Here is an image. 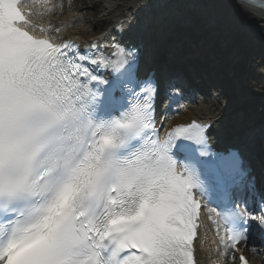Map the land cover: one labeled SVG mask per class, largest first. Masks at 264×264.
I'll return each instance as SVG.
<instances>
[{
  "label": "snow or ice",
  "instance_id": "1",
  "mask_svg": "<svg viewBox=\"0 0 264 264\" xmlns=\"http://www.w3.org/2000/svg\"><path fill=\"white\" fill-rule=\"evenodd\" d=\"M48 3L0 0V264H197L209 198L222 206L208 208L217 252L235 261L250 231L264 233V200L257 212L234 198L240 154L212 152L204 124L161 135L140 47L82 51L60 28L48 35L33 22ZM254 3L238 10L255 16Z\"/></svg>",
  "mask_w": 264,
  "mask_h": 264
},
{
  "label": "bare ground",
  "instance_id": "2",
  "mask_svg": "<svg viewBox=\"0 0 264 264\" xmlns=\"http://www.w3.org/2000/svg\"><path fill=\"white\" fill-rule=\"evenodd\" d=\"M188 4H192L194 10L203 12L209 20H214L221 27L225 26L231 31L237 32L264 50V20H261L258 15H242L238 10L237 3L231 0H49L48 7L52 8V11L47 15L39 16L33 22L45 28L52 25V30L48 32V35H54L55 28H60V38L85 45L93 42H102L107 45L113 38L117 40V31L130 23H138L144 15L146 22L149 23L152 22V18L157 15L158 11L166 7L177 11L183 9L180 8L183 5ZM42 10L41 5L32 7L30 4L22 9L25 13ZM144 12L146 13L143 14ZM103 27H109V30L99 33L98 31ZM176 32L166 33L169 43L173 41ZM203 37L205 39V36ZM183 48L185 51L188 50L184 46ZM199 48L200 46H197L196 50ZM224 48V46L213 47L208 52L201 53V57L213 54L218 61L223 62L222 57L227 51ZM175 51L177 50L175 49ZM250 67L248 65L247 69H251ZM258 80L261 83L252 92L246 93L243 89L238 92L234 91L230 93L231 97H228V100H225L218 90L213 91L212 93L215 94L213 98L210 97V105L206 104L208 95L204 96L197 108L190 106L191 101H176L167 113L159 112L158 128L163 132L178 124L205 122L211 126L209 134L215 144L233 142L238 134L244 133V131L255 132L257 129H262L264 133V75ZM231 85L232 83L228 86L231 87ZM252 97L257 100L259 97V100L255 102ZM235 101L238 102L237 106L234 104ZM252 126L257 128L254 131L250 130ZM259 155L264 157V151H260ZM260 167L264 170V160L260 162ZM203 224L204 228L197 243V256L203 264H236L239 263L238 257L241 254L247 258L248 264H264V257L258 256L264 251H260L256 247L259 244V237L264 239V233L256 229L258 235L254 236L255 233L252 231L249 235L248 246H239V251L235 254L237 259L235 261L229 259L228 262V259L218 254L217 237L210 233L213 228L209 226L206 218L203 219ZM253 247L256 251L252 250Z\"/></svg>",
  "mask_w": 264,
  "mask_h": 264
},
{
  "label": "rangeland",
  "instance_id": "3",
  "mask_svg": "<svg viewBox=\"0 0 264 264\" xmlns=\"http://www.w3.org/2000/svg\"><path fill=\"white\" fill-rule=\"evenodd\" d=\"M195 40H197V38L196 37H194V38H188V37H186L185 39H184V41L185 42H187L188 43V46L191 48V47H195L194 46V41ZM201 64V63H200ZM253 70L252 71H250L249 73H247V75H245V77L243 78V79H241L240 81H239V83H242L241 84V86H243L244 85V88H245V91H246V93H248V92H252L254 89H256V86H258V85H260V81L258 82V81H251V79H252V77H254V78H262L261 77V75H263L264 73L262 72V71H255L254 70V68H252ZM233 75V76H232ZM236 75H237V73H233V74H231V76H230V79L231 80H234V79H236ZM249 80V81H248ZM263 82V81H262ZM259 98V97H258ZM256 99V98H255ZM257 248L260 250V251H264V243H260V245H257ZM258 256L260 257V258H263L264 257V254L263 253H260V254H258Z\"/></svg>",
  "mask_w": 264,
  "mask_h": 264
}]
</instances>
